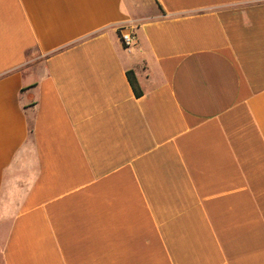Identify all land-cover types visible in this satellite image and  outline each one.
Here are the masks:
<instances>
[{"label": "crops", "instance_id": "1", "mask_svg": "<svg viewBox=\"0 0 264 264\" xmlns=\"http://www.w3.org/2000/svg\"><path fill=\"white\" fill-rule=\"evenodd\" d=\"M0 264H264V0H0Z\"/></svg>", "mask_w": 264, "mask_h": 264}, {"label": "built area", "instance_id": "2", "mask_svg": "<svg viewBox=\"0 0 264 264\" xmlns=\"http://www.w3.org/2000/svg\"><path fill=\"white\" fill-rule=\"evenodd\" d=\"M119 31L121 42L125 48L129 49L136 44V35L131 27L123 25L119 28Z\"/></svg>", "mask_w": 264, "mask_h": 264}, {"label": "trees", "instance_id": "3", "mask_svg": "<svg viewBox=\"0 0 264 264\" xmlns=\"http://www.w3.org/2000/svg\"><path fill=\"white\" fill-rule=\"evenodd\" d=\"M127 75H128L129 82H130V84H131V86H132V88L134 90L135 95L137 97H141L143 95V93H142V91H141V89H140V87L138 85V82L136 80V77H135L134 73L129 71L127 73Z\"/></svg>", "mask_w": 264, "mask_h": 264}]
</instances>
